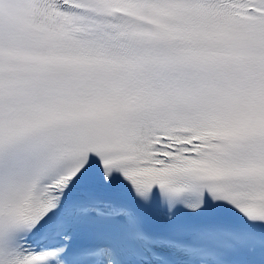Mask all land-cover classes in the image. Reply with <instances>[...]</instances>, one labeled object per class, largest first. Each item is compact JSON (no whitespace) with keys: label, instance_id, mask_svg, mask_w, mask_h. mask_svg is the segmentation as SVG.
<instances>
[{"label":"snow or ice","instance_id":"6c2138e0","mask_svg":"<svg viewBox=\"0 0 264 264\" xmlns=\"http://www.w3.org/2000/svg\"><path fill=\"white\" fill-rule=\"evenodd\" d=\"M0 264H264V0H0Z\"/></svg>","mask_w":264,"mask_h":264}]
</instances>
